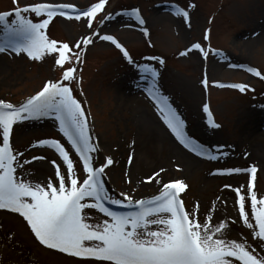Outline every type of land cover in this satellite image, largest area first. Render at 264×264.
Returning <instances> with one entry per match:
<instances>
[{
    "label": "rangeland",
    "instance_id": "1",
    "mask_svg": "<svg viewBox=\"0 0 264 264\" xmlns=\"http://www.w3.org/2000/svg\"><path fill=\"white\" fill-rule=\"evenodd\" d=\"M97 1L0 0V12L10 13L7 18L12 20L16 7L29 4L47 3L61 7L71 4L75 10H81ZM177 8L188 11L189 18L179 15ZM131 9L139 10L144 24L128 14ZM109 13H112L110 19ZM26 14L34 21L41 18L35 13ZM88 19L57 12L44 29L50 39L60 42L58 46L69 43L72 59L63 65L55 64V53H45L36 59L24 52L0 51V99L19 105L48 80L69 83L73 95L85 110L90 135L99 145L95 163H104L107 156L113 158V164L105 168L110 194L122 198L120 194L127 192L134 199H147L157 195L163 183L181 179L187 187L178 195L186 211L195 210L196 218L201 222L225 223L228 225L222 229L225 238L245 240L254 254L264 255V238L253 235V229L258 231V225L251 208L248 183L252 181L259 209L264 206L260 203V198L264 197V163L256 159L254 150L260 152V148L264 154V0H106L104 7L91 17V28ZM144 28L148 29L147 34ZM97 29L96 36L89 35ZM2 31L0 27V34ZM107 35H112L115 40H107ZM85 37L91 43L84 45ZM77 40L81 42L79 49L75 47ZM195 42L208 53L206 57L199 50L183 54ZM118 44L128 50L133 62L124 57ZM76 52H80V60L75 58ZM154 58H163V64ZM143 63H151L157 68L160 91L169 97L170 103L185 119L189 134L209 147L225 145L226 156L218 159L201 157L185 148L168 127L173 140L196 159H192L194 168L184 169L165 146L157 145L153 150L154 145L148 144V138L137 127L140 113L144 107L151 106L158 121L164 122L147 92L151 78L137 67ZM67 67L74 68L71 81L62 79ZM249 67L256 68L261 75L249 72ZM205 78L207 86L203 83ZM213 81L219 83L213 84ZM235 83L250 87L240 91L228 86ZM131 89L139 91L129 93ZM205 103L219 127L207 124V114L202 110ZM46 137H55L65 144L79 169L77 175L82 179L84 173L78 155L59 132L55 119L49 117L13 125L10 134L13 149L24 158L45 157L25 165L28 177L41 181L50 176L54 178L55 166L51 160L61 162L54 150L29 147L33 141ZM149 158L155 163L152 164ZM147 163L152 168L144 173ZM253 165L256 166L254 174L247 170ZM225 167H238L244 171L232 174L215 171ZM64 168L61 164V171ZM153 172H157L159 182L156 176L151 181L145 179ZM228 185L231 187H226ZM237 187L244 196L251 227L245 225L244 218L239 215ZM91 211L93 216L105 215L97 209ZM0 264L114 262L76 257L50 249L35 237L21 214L0 209Z\"/></svg>",
    "mask_w": 264,
    "mask_h": 264
},
{
    "label": "snow or ice",
    "instance_id": "2",
    "mask_svg": "<svg viewBox=\"0 0 264 264\" xmlns=\"http://www.w3.org/2000/svg\"><path fill=\"white\" fill-rule=\"evenodd\" d=\"M105 2L106 0H99L98 3L81 10H75V6L71 4L62 7L47 3L29 4L16 7L15 18L12 20L7 18L10 13L0 12V27L3 29L0 34V51L24 52L28 57L36 59L43 57L45 53H55V64L63 65L65 61L72 59L73 54L69 43L63 42L62 46H58L60 42L46 35L44 29L49 21L57 12L64 16L75 13L77 19L89 18L87 24L91 28V17ZM192 6L194 5H190ZM176 10L184 19L189 18L188 11L179 8ZM30 12L41 18L34 21L26 14ZM128 14L140 24L145 23L138 9H131ZM111 17L112 13H109L108 18ZM143 31L148 33L147 28ZM97 34L98 29L89 33L90 36ZM105 38L109 41L115 40L112 35ZM207 38L206 34L205 39ZM83 42L87 45L91 40L85 37ZM80 44L77 40L75 47L79 49ZM118 47L122 49L124 57L133 62L128 50L120 44ZM190 50L204 52L199 42L192 43L183 54ZM207 54L204 52L205 57ZM75 58L81 59L80 52L75 53ZM154 59H159L161 64L164 62L163 58ZM137 67L142 74H148L151 78L147 87L148 95L155 102L164 123L185 148L210 159L227 155L224 151L225 145L209 147L189 134L185 119L170 103L169 97L160 91L157 84L160 73L156 67L151 63L137 64ZM248 71L257 76L261 75L253 67H249ZM73 72V67H67L63 71L62 79L71 81ZM203 83L207 86L206 78ZM228 86L240 91L250 87L244 83ZM202 110L207 114V124L219 127L207 103L202 105ZM45 117L55 119L59 132L78 155L84 173L82 179L77 175L79 169L70 157L69 150L55 137L37 139L29 145L51 148L58 155L60 163L57 159L51 160V164L55 166L54 178L50 176L41 181L28 177L25 165L45 157L38 155L24 158L22 153L11 146L10 134L16 122ZM98 151L99 145L90 135L85 110L81 101L73 95L69 83L48 80L39 91L19 105L0 99V209L21 214L42 245L76 257H91L114 264H264V255L254 254L247 241L225 238L222 229H226L228 225L201 222L196 218L195 210L189 212L184 209L178 193L187 185L181 179L163 183L162 190L147 199H134L127 192L120 194L122 198L110 194L106 187L105 168L113 164V158L107 156L104 163L97 165L95 153ZM131 159L129 156V162ZM61 164L65 166L64 171H61ZM247 170L254 174L256 166L253 165ZM215 171L232 174L240 173L244 169L225 167ZM154 176L159 182L157 172L145 179L151 181ZM248 183L251 208L258 225V231L253 229V235L264 238V206L257 208V195L252 191V181ZM236 192L239 215L244 218L243 223L251 227L245 211L244 196L240 194L239 187ZM108 202L130 210L115 211L107 206ZM260 203L264 205V197L260 198ZM92 209L105 215L93 216Z\"/></svg>",
    "mask_w": 264,
    "mask_h": 264
},
{
    "label": "bare ground",
    "instance_id": "3",
    "mask_svg": "<svg viewBox=\"0 0 264 264\" xmlns=\"http://www.w3.org/2000/svg\"><path fill=\"white\" fill-rule=\"evenodd\" d=\"M139 90L131 89L129 93H135ZM161 120L163 121V118L161 117ZM164 122V121H163ZM137 127L142 132V135L146 138H148V144H153V150L157 149V145L165 146L167 150L172 154L174 157L173 159L179 163V165H182L184 169H191L194 168L195 163L192 159L196 160L192 155L188 154L184 149H182L176 142L173 140V138L170 136V134L167 131V126L162 124L155 116V112L153 111V108L151 106H146L142 110V113H140L139 120L137 121ZM169 134V135H168ZM260 152L255 151L256 159L260 162L264 163V154L263 150ZM151 163H155V160L149 158ZM143 163L142 165H145ZM151 165L147 163V168L145 169L144 173L151 169Z\"/></svg>",
    "mask_w": 264,
    "mask_h": 264
}]
</instances>
